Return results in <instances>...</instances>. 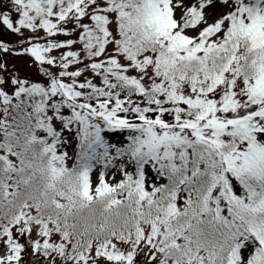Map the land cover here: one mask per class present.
<instances>
[{
  "label": "snow or ice",
  "instance_id": "snow-or-ice-1",
  "mask_svg": "<svg viewBox=\"0 0 264 264\" xmlns=\"http://www.w3.org/2000/svg\"><path fill=\"white\" fill-rule=\"evenodd\" d=\"M0 264H264V0H0Z\"/></svg>",
  "mask_w": 264,
  "mask_h": 264
}]
</instances>
